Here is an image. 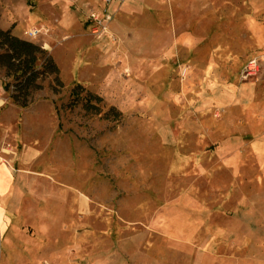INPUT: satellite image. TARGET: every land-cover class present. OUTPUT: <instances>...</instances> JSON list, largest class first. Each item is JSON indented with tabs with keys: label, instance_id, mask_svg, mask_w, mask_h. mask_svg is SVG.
<instances>
[{
	"label": "rangeland",
	"instance_id": "obj_1",
	"mask_svg": "<svg viewBox=\"0 0 264 264\" xmlns=\"http://www.w3.org/2000/svg\"><path fill=\"white\" fill-rule=\"evenodd\" d=\"M76 5L0 0L64 86L22 109L0 70V264H264V0ZM77 84L101 115L69 107Z\"/></svg>",
	"mask_w": 264,
	"mask_h": 264
},
{
	"label": "trees",
	"instance_id": "obj_2",
	"mask_svg": "<svg viewBox=\"0 0 264 264\" xmlns=\"http://www.w3.org/2000/svg\"><path fill=\"white\" fill-rule=\"evenodd\" d=\"M0 70L5 72L3 90L19 108L27 109L34 104L36 94L44 90L43 83L54 78L53 92L63 89L60 69L49 52L39 45L12 34L11 29L0 28ZM103 99L95 96L80 84L71 91L69 107L82 106L89 114L101 115ZM117 118L119 113L110 109L105 117Z\"/></svg>",
	"mask_w": 264,
	"mask_h": 264
},
{
	"label": "crops",
	"instance_id": "obj_3",
	"mask_svg": "<svg viewBox=\"0 0 264 264\" xmlns=\"http://www.w3.org/2000/svg\"><path fill=\"white\" fill-rule=\"evenodd\" d=\"M55 1H69V0H55ZM79 5H76V7L80 8H86L87 5L90 3H94L97 0H76ZM146 1V0H145ZM65 17L66 19L71 20L72 18V11L70 7L65 8ZM13 186H15L14 183V176L13 172L9 168L8 165L4 164L1 161L0 158V231L2 233L7 231V226L9 219V202L11 201V192L13 191Z\"/></svg>",
	"mask_w": 264,
	"mask_h": 264
},
{
	"label": "built area",
	"instance_id": "obj_4",
	"mask_svg": "<svg viewBox=\"0 0 264 264\" xmlns=\"http://www.w3.org/2000/svg\"><path fill=\"white\" fill-rule=\"evenodd\" d=\"M92 18L95 21V24L97 23L98 27L101 28L104 32L107 30V25L108 23L112 20V17L110 15H105L102 18L101 17H97L96 15H92ZM103 32V33H104ZM38 31H32L31 32V36H37ZM47 264V263H44Z\"/></svg>",
	"mask_w": 264,
	"mask_h": 264
}]
</instances>
